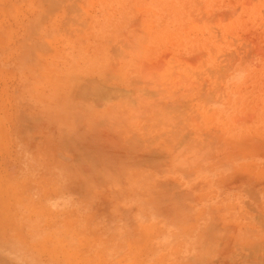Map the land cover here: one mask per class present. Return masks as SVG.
<instances>
[{"label": "rangeland", "instance_id": "374dc122", "mask_svg": "<svg viewBox=\"0 0 264 264\" xmlns=\"http://www.w3.org/2000/svg\"><path fill=\"white\" fill-rule=\"evenodd\" d=\"M0 264H264V0H0Z\"/></svg>", "mask_w": 264, "mask_h": 264}]
</instances>
